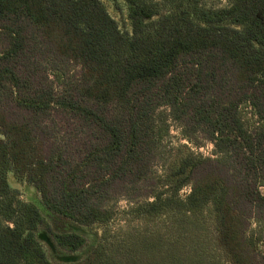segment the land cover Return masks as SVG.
Here are the masks:
<instances>
[{
  "label": "trees",
  "instance_id": "16d2710c",
  "mask_svg": "<svg viewBox=\"0 0 264 264\" xmlns=\"http://www.w3.org/2000/svg\"><path fill=\"white\" fill-rule=\"evenodd\" d=\"M108 1L130 31L103 0H0V264H264V0ZM162 108L215 157L168 163ZM120 199L179 236L112 239Z\"/></svg>",
  "mask_w": 264,
  "mask_h": 264
},
{
  "label": "rangeland",
  "instance_id": "374dc122",
  "mask_svg": "<svg viewBox=\"0 0 264 264\" xmlns=\"http://www.w3.org/2000/svg\"><path fill=\"white\" fill-rule=\"evenodd\" d=\"M111 15L119 22L121 28L126 31H130L129 24L127 22L126 17V10L123 9H115V6H113L112 3H110L108 0H103ZM154 2H158L163 4L166 2V0H152ZM206 6H216V7H225L228 5V0H203L202 2ZM54 77L51 76V79ZM57 85V84H56ZM157 125L158 126H165L168 128V136L164 138L163 141V147H165V152L167 153V160L169 162H175L177 161L178 157L188 154L189 152H197L200 154H203L207 157H215L214 154V145L213 143L209 141H202L201 145H195L192 142H189L187 139H185L182 135V131L180 126L173 122L169 117V109L162 108L158 111L156 115ZM162 163L161 159L158 161V165L156 166L157 171L159 172L160 164ZM9 183L11 187L19 192V196L21 200L26 202H33L38 203V192L37 190L29 186L27 184L19 183L17 180L13 178V176H9ZM190 192V188L186 187L180 192L181 197H186ZM132 203L129 202L127 199H120L117 204L115 205V211L116 215L114 218V221L110 223L108 226L110 235L112 239H118V235H123L125 233H128L129 231H136L138 232H150L152 233H158L166 240H173L174 238L179 236L178 228H174L170 222V218L168 217H160L156 220L145 224L144 222L139 221H131L130 216L128 214L129 209L131 208ZM207 219V218H206ZM205 228L207 231L206 233L207 237H211L213 234L212 232V226L209 223L210 220H205ZM174 229H173V228ZM147 230V231H145ZM132 231V232H133ZM93 235L97 234L98 236L103 234V228L97 227L93 230V232H90ZM264 248V247H263Z\"/></svg>",
  "mask_w": 264,
  "mask_h": 264
},
{
  "label": "water",
  "instance_id": "95a60500",
  "mask_svg": "<svg viewBox=\"0 0 264 264\" xmlns=\"http://www.w3.org/2000/svg\"><path fill=\"white\" fill-rule=\"evenodd\" d=\"M76 230H78V232H81L83 234L89 235L90 237H93V234L92 233L87 232V231H84L83 229L77 228ZM40 238H41V240L44 243H46L50 247V249L52 250V252H55V247H54L53 243L51 242V240L47 237L46 234H42L40 236ZM82 255L83 254H79V255H76V256H64V257H60L59 260L62 261V262H64V263H74V262L79 261L81 259Z\"/></svg>",
  "mask_w": 264,
  "mask_h": 264
}]
</instances>
